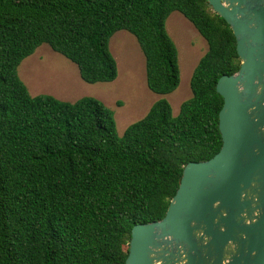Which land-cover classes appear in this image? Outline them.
Here are the masks:
<instances>
[{"label": "trees", "instance_id": "1", "mask_svg": "<svg viewBox=\"0 0 264 264\" xmlns=\"http://www.w3.org/2000/svg\"><path fill=\"white\" fill-rule=\"evenodd\" d=\"M173 12L207 43L176 116L161 98L119 137L99 100L31 96L18 76L47 45L85 83H111L109 42L126 31L147 88L169 95L180 83ZM239 66L233 33L206 0H0V264H124L131 229L161 220L184 167L219 152L216 83Z\"/></svg>", "mask_w": 264, "mask_h": 264}, {"label": "water", "instance_id": "2", "mask_svg": "<svg viewBox=\"0 0 264 264\" xmlns=\"http://www.w3.org/2000/svg\"><path fill=\"white\" fill-rule=\"evenodd\" d=\"M240 60L216 92L222 146L188 163L165 216L131 229L124 264H264V0H206Z\"/></svg>", "mask_w": 264, "mask_h": 264}, {"label": "rangeland", "instance_id": "3", "mask_svg": "<svg viewBox=\"0 0 264 264\" xmlns=\"http://www.w3.org/2000/svg\"><path fill=\"white\" fill-rule=\"evenodd\" d=\"M166 30L177 48L180 70L178 88L166 96L156 95L147 88L144 56L135 38L126 31L116 32L109 42L118 68V76L111 83H85L78 68L47 45H41L22 61L18 76L31 96L50 95L69 103L83 97L99 100L114 112L117 134L121 137L157 100L165 98L176 116L181 104L192 96L190 79L207 51V43L178 12L169 15Z\"/></svg>", "mask_w": 264, "mask_h": 264}]
</instances>
